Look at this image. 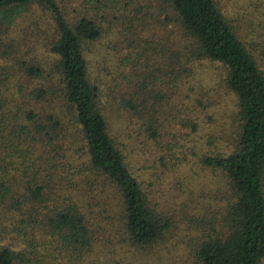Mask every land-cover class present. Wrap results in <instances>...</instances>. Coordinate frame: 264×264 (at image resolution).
<instances>
[{
  "label": "rangeland",
  "instance_id": "1",
  "mask_svg": "<svg viewBox=\"0 0 264 264\" xmlns=\"http://www.w3.org/2000/svg\"><path fill=\"white\" fill-rule=\"evenodd\" d=\"M215 1L264 69V0ZM55 2L68 20L85 16L98 24L100 35L85 42L83 56L99 85L101 112L128 170L152 206L172 221L156 243L131 246L118 218L116 193L101 178L89 175L72 194L98 226L92 257L97 264H195L196 238L208 232L212 216L211 192L221 188L219 173L201 161L229 149L236 126L234 97L219 80L220 67L207 61L193 64L186 80L194 89H187L189 98L182 99L187 115L178 114L181 89L175 77L185 59L179 52L171 57L179 48L180 34L162 0ZM53 30L51 13L43 5L0 12V180L16 188L34 177L36 162L43 165L48 157L45 145L17 132V124L32 125L25 118L28 110L46 107L44 101L27 97V91L43 80L28 78L20 63L32 60L45 67L52 55L44 44ZM188 120L195 122V130ZM169 126L173 135L167 132ZM82 176L87 178V173ZM20 215L23 210L12 212L0 205V247L22 242L20 236L14 241L21 231L11 230Z\"/></svg>",
  "mask_w": 264,
  "mask_h": 264
},
{
  "label": "trees",
  "instance_id": "2",
  "mask_svg": "<svg viewBox=\"0 0 264 264\" xmlns=\"http://www.w3.org/2000/svg\"><path fill=\"white\" fill-rule=\"evenodd\" d=\"M162 1L180 34L179 48L171 57L179 52L185 59L175 77L181 89L176 112L187 115L182 99L189 98L187 89L194 87H187L186 78L202 61L220 67L219 80L234 97L236 126L230 148L201 161L219 173L222 185L211 192L208 232L196 238L193 262L259 264L264 258V69L215 0ZM30 4L43 5L51 13L54 30L44 46L52 57L45 67L32 60L20 63L28 78L43 80L27 97L44 101L46 107L28 110L25 118L32 125L17 124V132L45 145L48 157L43 165L36 162L34 177L20 188L0 180V205L12 212L23 210L11 225V230L21 231L14 241L20 236L22 242L1 246L0 264H97L92 256L98 226L72 194L89 175L101 178L116 193L118 218L131 246L157 241L171 218L152 206L128 170L101 112L99 85L87 71L83 45L99 37L98 24L85 16L68 20L55 0H0V12ZM186 123L195 130V122ZM150 132L156 138L154 124ZM39 152L45 154L44 148Z\"/></svg>",
  "mask_w": 264,
  "mask_h": 264
}]
</instances>
